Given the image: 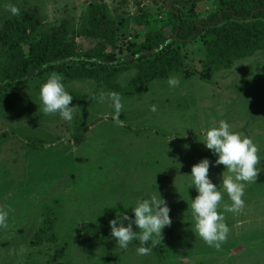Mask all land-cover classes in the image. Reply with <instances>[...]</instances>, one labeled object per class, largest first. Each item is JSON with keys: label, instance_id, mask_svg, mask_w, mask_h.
<instances>
[{"label": "rangeland", "instance_id": "obj_1", "mask_svg": "<svg viewBox=\"0 0 264 264\" xmlns=\"http://www.w3.org/2000/svg\"><path fill=\"white\" fill-rule=\"evenodd\" d=\"M169 1L0 0V29L15 17L8 5L20 14L37 7L43 31L63 26L84 54L99 43L83 34L93 7L105 9L117 24L118 42L128 44L139 43L156 28L172 34ZM178 5L186 18L198 19L216 10L219 0H202L193 7L180 0ZM204 41L182 46L191 71L206 55ZM54 72L73 97L71 122L42 112L40 87ZM137 75L128 63L114 82L133 90ZM170 78L178 84L170 86ZM221 121L252 139L260 149L261 171L246 185L237 211L225 210L232 202L224 192L218 212L228 232L215 247L193 232L190 204L198 193L190 187V174L205 158L214 165L217 157L203 144L204 132ZM80 136L86 138L82 143L77 142ZM225 170L223 165L210 167L217 186ZM158 192L170 208L172 224L155 244L148 242L152 251L138 254L136 240L121 250L112 237L87 238L111 231L109 222L117 214L131 216L138 200ZM0 212L7 213L0 224V264H55L62 249L58 261L63 264H264V50L236 61L210 81L175 72L133 95L113 94L103 81L70 79L64 71L42 73L1 93ZM49 220L56 241L33 245ZM133 230L138 231L135 225Z\"/></svg>", "mask_w": 264, "mask_h": 264}, {"label": "trees", "instance_id": "obj_2", "mask_svg": "<svg viewBox=\"0 0 264 264\" xmlns=\"http://www.w3.org/2000/svg\"><path fill=\"white\" fill-rule=\"evenodd\" d=\"M178 1L168 3L174 18L171 35L156 28L139 43L128 44L118 42L117 24L105 9L93 7L83 34L99 43L84 54L78 52L76 41L67 36L63 26L43 31L37 7L6 19L0 29V94L42 73L64 71L70 79L88 77L103 81L113 94L133 95L148 90L151 81L166 79L175 72L186 77L198 74L210 81L217 72L232 69L236 61L264 50V0H219L216 10L198 19L186 18ZM181 1L193 7L202 0ZM199 38L205 40L206 55L199 60L198 69L191 71L186 67L182 46ZM128 63L138 70L131 83L133 90H124L114 82ZM80 101L87 100L82 97ZM85 139L80 136L77 142ZM110 237L111 231L87 235L88 239L102 241ZM45 240L56 241L51 220L35 234L32 244L41 245ZM136 244L153 250L150 243L141 245L136 240ZM63 252L64 249L55 257V264H63L58 261Z\"/></svg>", "mask_w": 264, "mask_h": 264}, {"label": "clouds", "instance_id": "obj_3", "mask_svg": "<svg viewBox=\"0 0 264 264\" xmlns=\"http://www.w3.org/2000/svg\"><path fill=\"white\" fill-rule=\"evenodd\" d=\"M7 10L12 16L20 15V10L15 5H8ZM168 83L175 86L178 81L170 78ZM39 97L44 115L59 114L65 121L73 120L75 111L72 106L73 97L66 90L60 74L54 72L49 75L40 87ZM99 99L103 100V95ZM155 110L153 107L152 111ZM204 136L203 144L217 158L214 165L205 158L192 167L190 187L194 186L198 193L190 204L194 221L192 229L206 244L219 247L228 232L223 222L224 216L218 212L223 194L226 192L232 202L231 206H226V211L234 212L242 207L246 185L257 180L261 171L258 167L261 164V153L252 139L232 131L226 121L207 129ZM219 165H223L226 170L222 173L220 185L217 186L209 176V169L211 166ZM131 211L133 216L127 213L123 216L117 214L116 219L109 222L111 237L116 240L117 247L121 250H127L134 240H138L141 245L149 241L155 244L156 238H162L163 230L172 224L170 208L160 192L151 195L150 198L138 200ZM6 216L7 213L0 212V224L4 222ZM125 221L128 222L127 226ZM133 225L138 231L133 230ZM136 251L144 255L149 249L140 246Z\"/></svg>", "mask_w": 264, "mask_h": 264}]
</instances>
